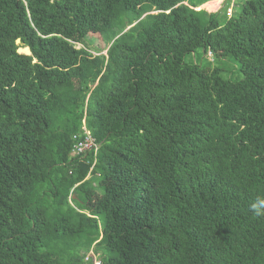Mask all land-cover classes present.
Here are the masks:
<instances>
[{
    "label": "trees",
    "instance_id": "trees-1",
    "mask_svg": "<svg viewBox=\"0 0 264 264\" xmlns=\"http://www.w3.org/2000/svg\"><path fill=\"white\" fill-rule=\"evenodd\" d=\"M207 1L0 0V264H264V0Z\"/></svg>",
    "mask_w": 264,
    "mask_h": 264
},
{
    "label": "built area",
    "instance_id": "built-area-1",
    "mask_svg": "<svg viewBox=\"0 0 264 264\" xmlns=\"http://www.w3.org/2000/svg\"><path fill=\"white\" fill-rule=\"evenodd\" d=\"M216 1L217 3H223L225 2V4L230 1V0H211ZM234 4L232 3L231 6H229L228 8H233ZM202 6L197 7V9H202ZM208 10V9H207ZM210 11V10H208ZM234 11V10H233ZM212 12V11H210ZM229 14V13H228ZM232 15V14H229ZM209 55L212 56L213 53L210 51ZM77 138V136H76ZM98 143L95 137H93V135H91V132L89 130H87V135L84 138L79 139L75 145H74V153H84L86 151H89L93 148H97ZM95 264H101V260H99L98 258H95Z\"/></svg>",
    "mask_w": 264,
    "mask_h": 264
},
{
    "label": "rangeland",
    "instance_id": "rangeland-1",
    "mask_svg": "<svg viewBox=\"0 0 264 264\" xmlns=\"http://www.w3.org/2000/svg\"><path fill=\"white\" fill-rule=\"evenodd\" d=\"M211 1V0H210ZM236 0H234V2H235ZM212 2V1H211ZM230 2H233V1H230ZM226 4H228V3H226ZM226 4H225V2H223V3H217L216 1H213L211 4H208V5H205V6H203V5H201L202 7H208V8H206V9H208V10H210V11H212V12H216V11H220V10H222L224 7H226ZM203 9H205V8H203ZM225 10V9H224ZM233 10H235L234 9V7L233 8H227V11H228V13L229 14H232L234 11ZM90 42H91V44L94 46V47H99V45H102L103 44V41L102 40H99V39H94V40H90ZM78 47H81L82 46V44H78L77 45ZM20 52H23V53H25V51H24V47H21L20 48ZM27 53V52H26ZM31 53V51L28 53V54H30ZM208 55H209V53H208ZM210 56V55H209ZM194 57H193V55H191V56H189V59H193ZM198 59L199 60H201V56H200V53H198ZM236 72H237V74H236V76L234 77L235 79L236 78H239L240 76H241V74H240V72L238 71V70H236ZM99 260H100V258H98Z\"/></svg>",
    "mask_w": 264,
    "mask_h": 264
},
{
    "label": "crops",
    "instance_id": "crops-1",
    "mask_svg": "<svg viewBox=\"0 0 264 264\" xmlns=\"http://www.w3.org/2000/svg\"><path fill=\"white\" fill-rule=\"evenodd\" d=\"M212 2L211 1H208V2H206L205 4H203V6H205V5H208V4H211ZM205 9L206 8H208V7H204Z\"/></svg>",
    "mask_w": 264,
    "mask_h": 264
},
{
    "label": "clouds",
    "instance_id": "clouds-1",
    "mask_svg": "<svg viewBox=\"0 0 264 264\" xmlns=\"http://www.w3.org/2000/svg\"><path fill=\"white\" fill-rule=\"evenodd\" d=\"M209 1H210V0H209ZM207 2H208V1H207ZM205 3H206V2H205ZM205 3H204V4H205ZM202 5H203V4H202ZM203 8H204V7H203ZM203 8H202V9H203Z\"/></svg>",
    "mask_w": 264,
    "mask_h": 264
}]
</instances>
